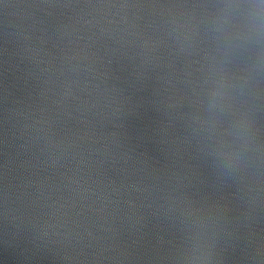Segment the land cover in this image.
I'll list each match as a JSON object with an SVG mask.
<instances>
[{"label": "water", "instance_id": "obj_1", "mask_svg": "<svg viewBox=\"0 0 264 264\" xmlns=\"http://www.w3.org/2000/svg\"><path fill=\"white\" fill-rule=\"evenodd\" d=\"M215 112L264 264V0H195Z\"/></svg>", "mask_w": 264, "mask_h": 264}]
</instances>
